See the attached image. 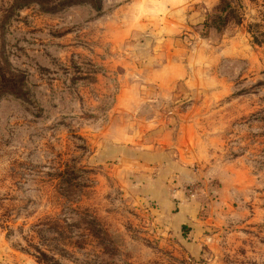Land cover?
Segmentation results:
<instances>
[{
  "label": "rangeland",
  "instance_id": "obj_1",
  "mask_svg": "<svg viewBox=\"0 0 264 264\" xmlns=\"http://www.w3.org/2000/svg\"><path fill=\"white\" fill-rule=\"evenodd\" d=\"M0 69V264H264V0H0Z\"/></svg>",
  "mask_w": 264,
  "mask_h": 264
},
{
  "label": "trees",
  "instance_id": "obj_2",
  "mask_svg": "<svg viewBox=\"0 0 264 264\" xmlns=\"http://www.w3.org/2000/svg\"><path fill=\"white\" fill-rule=\"evenodd\" d=\"M228 9V11H226ZM223 11L225 13H222L220 15L215 16L216 19H221V22H226L227 18L229 17V12L232 11V8L230 7V5L228 3H224L223 7L221 9H219V11ZM204 26H207V22H204ZM7 74H11L10 72H8ZM4 75L3 73H1V69H0V92H4L6 91L8 88L9 92L13 93V94H17L18 91H13L14 87H11L12 89H10L9 86H13V85H2L3 81H4ZM4 86V87H3ZM38 257H36V260H38L39 262H45V258H50L47 257L46 253H44L43 251L38 250ZM48 260V259H47ZM48 263V261L46 262Z\"/></svg>",
  "mask_w": 264,
  "mask_h": 264
}]
</instances>
